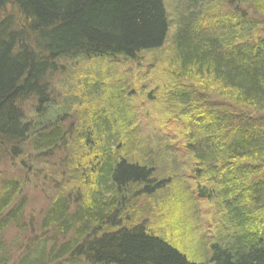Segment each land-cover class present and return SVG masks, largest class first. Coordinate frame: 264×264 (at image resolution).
I'll return each instance as SVG.
<instances>
[{
  "label": "trees",
  "instance_id": "16d2710c",
  "mask_svg": "<svg viewBox=\"0 0 264 264\" xmlns=\"http://www.w3.org/2000/svg\"><path fill=\"white\" fill-rule=\"evenodd\" d=\"M27 148L61 151V182L24 241L0 174V264H264V0H0V152Z\"/></svg>",
  "mask_w": 264,
  "mask_h": 264
},
{
  "label": "rangeland",
  "instance_id": "374dc122",
  "mask_svg": "<svg viewBox=\"0 0 264 264\" xmlns=\"http://www.w3.org/2000/svg\"><path fill=\"white\" fill-rule=\"evenodd\" d=\"M174 1L175 0H168V4L172 6ZM141 62L142 65H145L144 60ZM129 67L132 74L127 73V77H129V79L132 78V82H134V80L136 82L137 75L140 78L136 82L137 86L133 87L134 91L136 90V97L130 99L134 102L139 118L142 117L143 119L141 120L146 124L156 125L161 123L165 119L166 114H164V111L161 110L160 105L156 102L157 92L150 94L149 90H146V82L152 81L151 75H149L150 73L147 71L146 73L142 72L141 70L139 71V69L134 64H131ZM85 69H88L87 65L81 70L84 71ZM92 69L97 71V64H94ZM74 71L75 66H71V72ZM68 75V79H70L71 74ZM56 79H59V77ZM32 103L33 101L31 100L25 103L26 112L33 111L35 106H33ZM168 127L170 132L179 131L178 128H174L172 125H168ZM145 129H147V131L150 130V128ZM144 134L148 136L147 133ZM150 136L152 138V135ZM17 152V156L12 155L9 150L6 152H0V174L5 177L19 178L20 181L24 183V196L27 198L26 217L30 218L31 223L30 229H27L29 234L23 236L22 239L26 241L27 235L30 238L39 239L41 234L36 231L37 227L35 229L32 223L34 224V222H37L39 219H41L44 210L50 203L49 195L54 193L56 185H60L61 181L58 175H61L62 172L58 173V170L61 168L62 164H65V158L61 156L63 154L60 153L61 151L51 157L42 156L39 153L31 151L29 148L24 150L20 149V151ZM188 169H186V171ZM194 179L195 177H189L190 182ZM210 219V211L207 209H202L198 218L191 221L190 232L195 234L196 229V235H203L202 233L212 234L214 230V224ZM9 233L11 234H8L7 238L12 240V238L15 237L14 229H11ZM196 235L194 238L199 239ZM192 247H194V245H192Z\"/></svg>",
  "mask_w": 264,
  "mask_h": 264
},
{
  "label": "bare ground",
  "instance_id": "6f19581e",
  "mask_svg": "<svg viewBox=\"0 0 264 264\" xmlns=\"http://www.w3.org/2000/svg\"><path fill=\"white\" fill-rule=\"evenodd\" d=\"M28 170H29V167H28ZM15 178V177H14Z\"/></svg>",
  "mask_w": 264,
  "mask_h": 264
}]
</instances>
